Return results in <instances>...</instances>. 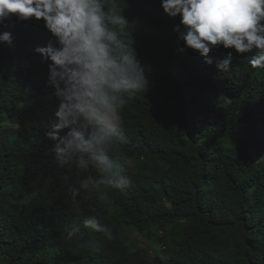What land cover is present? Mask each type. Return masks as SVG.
Wrapping results in <instances>:
<instances>
[{
	"label": "trees",
	"instance_id": "16d2710c",
	"mask_svg": "<svg viewBox=\"0 0 264 264\" xmlns=\"http://www.w3.org/2000/svg\"><path fill=\"white\" fill-rule=\"evenodd\" d=\"M125 6L151 81L121 109L131 186L102 188L79 208L74 177L54 163L56 142L45 137L58 102L34 49L49 33L35 20L0 26L15 37L0 44V264H264V69L233 50L232 67L220 72L183 48L179 17L159 0ZM227 54L210 53L214 61ZM26 94L45 98L25 105ZM93 208L113 240L83 228ZM73 223L82 234L69 242ZM126 226L156 237L167 258L131 249Z\"/></svg>",
	"mask_w": 264,
	"mask_h": 264
},
{
	"label": "clouds",
	"instance_id": "9594fccd",
	"mask_svg": "<svg viewBox=\"0 0 264 264\" xmlns=\"http://www.w3.org/2000/svg\"><path fill=\"white\" fill-rule=\"evenodd\" d=\"M128 0H0V26L13 18L42 22L49 33L46 46L34 51L47 63V86L58 102L55 120L45 137L54 163L74 177L72 203L79 208L102 188L125 191L131 178L123 170L120 145L125 142L123 106L148 91L151 81L134 47L125 15ZM185 50H193L220 72L232 67L233 50L251 54L252 69H264V0H159ZM11 31H0V44L11 47ZM228 50L226 58L210 53ZM83 228L111 241L113 230L95 214ZM80 223L65 239L79 240Z\"/></svg>",
	"mask_w": 264,
	"mask_h": 264
},
{
	"label": "rangeland",
	"instance_id": "374dc122",
	"mask_svg": "<svg viewBox=\"0 0 264 264\" xmlns=\"http://www.w3.org/2000/svg\"><path fill=\"white\" fill-rule=\"evenodd\" d=\"M45 98L44 95H29L24 96V104L29 105L35 102H39ZM11 110H8L6 113L7 125H11L12 122L8 118ZM133 161H130L129 164H133ZM126 173V172H125ZM128 175V173H126ZM130 177V176H129ZM131 186V185H130ZM129 186V188H130ZM128 188V189H129ZM22 202V200L20 201ZM187 231L188 237L191 236L194 227L189 226ZM124 239L126 243L130 246L131 249H139L143 251L144 254H148L151 257H154L156 254H161L162 257L167 258L165 255L164 245L156 239L154 236H146L143 232H137L135 229L126 226L123 232Z\"/></svg>",
	"mask_w": 264,
	"mask_h": 264
}]
</instances>
